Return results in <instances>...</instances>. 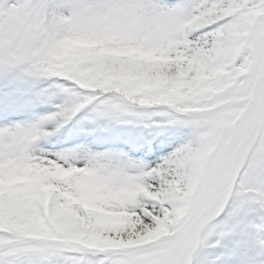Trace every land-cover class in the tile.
<instances>
[{
  "label": "snow or ice",
  "instance_id": "snow-or-ice-1",
  "mask_svg": "<svg viewBox=\"0 0 264 264\" xmlns=\"http://www.w3.org/2000/svg\"><path fill=\"white\" fill-rule=\"evenodd\" d=\"M0 264H264V0H0Z\"/></svg>",
  "mask_w": 264,
  "mask_h": 264
}]
</instances>
